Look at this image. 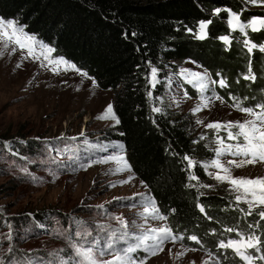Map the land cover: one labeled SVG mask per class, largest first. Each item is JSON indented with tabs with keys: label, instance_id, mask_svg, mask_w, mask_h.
Masks as SVG:
<instances>
[{
	"label": "trees",
	"instance_id": "16d2710c",
	"mask_svg": "<svg viewBox=\"0 0 264 264\" xmlns=\"http://www.w3.org/2000/svg\"><path fill=\"white\" fill-rule=\"evenodd\" d=\"M230 12L243 23L264 17L263 10L246 9L243 0H0V19L15 21L52 48L56 57L86 72L101 90L113 93L119 123L108 132L109 138L123 145L134 176L148 189L173 235L183 237L174 242L224 263L232 261L233 249L219 245L239 239L238 233L245 238L259 236L264 256V219L258 210L246 214L248 209L232 195L198 188L214 181L207 166L217 157V138L199 130L194 118L164 104V88L153 87L150 80L153 70L159 71L162 81L167 67L178 72L177 64L190 61L209 74L211 92L229 107L238 110L239 103L259 111L257 106L264 105V51L260 50L264 28L245 29L247 35L232 30ZM209 21L205 38H197L200 23ZM224 36L230 43L221 39ZM245 41L257 47L249 52ZM39 149V142L32 140L24 153L36 155ZM34 214L37 233L27 234L54 240L53 214ZM17 220L32 227L31 217ZM4 225L1 222L0 228ZM63 225L67 226L65 217ZM193 235L199 243L189 238ZM69 242L77 238L72 235ZM4 247L2 264H58L60 259L49 252L32 257L5 243ZM73 251L66 252L68 259ZM135 259L142 256L136 253Z\"/></svg>",
	"mask_w": 264,
	"mask_h": 264
},
{
	"label": "rangeland",
	"instance_id": "374dc122",
	"mask_svg": "<svg viewBox=\"0 0 264 264\" xmlns=\"http://www.w3.org/2000/svg\"><path fill=\"white\" fill-rule=\"evenodd\" d=\"M243 1L248 10L264 11V0ZM199 35L200 28L196 37ZM14 48L12 44L5 48L4 41H0V223L5 224V228H0V243L3 244L0 258L5 243L8 248H17L32 257L35 253L49 252L60 257L58 264H75L79 257L75 256L73 245L86 248L94 243L98 258L111 260L113 254L106 252L100 257L99 250L104 249L113 234L114 248L121 251L135 246V237L148 229L169 227L166 219L154 218L149 202L157 207L146 186L131 170H120L123 166L118 160L110 159L120 156L126 159L123 145L109 138L108 132L117 125L116 119L98 118L104 115L109 104L113 107V93L101 90L96 82L94 85V79L81 75L80 70L69 68L65 71L61 65L56 72L52 70L55 66L42 57L36 60L28 57L26 50L16 48L13 51ZM51 59L61 58L52 52ZM177 65L178 72L171 67L165 69L162 81L159 71L151 75V85L161 84L164 88V104L194 118L199 130L213 132L217 140L225 138V143H235L226 139L223 129L217 132L207 125L243 122L253 117L217 98L211 92L212 80L204 69L190 61ZM201 82L205 84L203 90L199 86ZM198 107L200 110L195 111ZM32 140L39 142L36 155L29 151V154L24 153ZM216 146L220 147L217 142ZM217 159L231 168L233 177H264V163L236 168L227 162L240 157L225 153L214 161ZM213 164L207 166V171L214 181L198 188L207 193L220 191L236 199L238 193L230 183L215 179V174L223 173ZM235 201L248 209L243 201ZM252 210L261 212L264 206ZM42 211L53 214L52 227L57 235L54 240L42 235L32 238L27 234L37 233L34 213ZM23 216L32 218L33 229L18 223L17 219ZM64 217L67 226L63 225ZM121 221L127 223L126 229ZM125 232L127 235L121 238V233ZM72 235L77 242H69ZM60 238L64 242H60ZM72 250L73 255L68 259L66 252ZM136 253L146 264H246L234 251L232 261L224 263L208 253L190 251L170 240L164 242L163 250L157 255L149 256L142 247L131 253L134 259ZM248 254L253 257V264H264V260L258 259L262 256L260 251L248 249Z\"/></svg>",
	"mask_w": 264,
	"mask_h": 264
},
{
	"label": "snow or ice",
	"instance_id": "6c2138e0",
	"mask_svg": "<svg viewBox=\"0 0 264 264\" xmlns=\"http://www.w3.org/2000/svg\"><path fill=\"white\" fill-rule=\"evenodd\" d=\"M253 3L256 0H252ZM217 14L220 12V9L216 10ZM232 20L229 23L232 25L233 30L237 28L244 32L245 29H251L252 31H257L259 26H264V19H252L247 23H243L239 21V15L236 13H231ZM235 21V23H233ZM211 21L205 23L201 22L199 25L200 35L199 39L205 38V29L207 28V24ZM221 39L226 43H230L229 37L224 36ZM0 41H4V47L7 48L9 44L15 45L13 51L16 48L20 50H26L28 57H31L36 60H40L41 57L43 60L47 61L49 65H54L52 68L53 71L58 72L60 70L61 65L64 66V70L67 71L69 68L76 70L79 72V69H75L74 65H69L67 61L61 59L53 60L51 59V53L54 51L52 48L47 47L42 42L38 41L35 36L29 35L24 31L23 27H18L15 21H7L5 22L3 19H0ZM245 45L248 47V51L251 52L257 45L252 44L250 41H245ZM261 51H264V46L260 47ZM42 66H44L42 64ZM153 70V74H154ZM81 75L87 76L86 72H82ZM252 78L253 76H246L245 79ZM199 80H203L202 77H197ZM95 85V81H93ZM224 84V81L220 82ZM201 90L204 89L205 84L203 82L200 83ZM219 98V97H217ZM206 106V104H205ZM235 107L249 116L253 117V119L245 120L243 122H215L207 125L209 128L216 129L219 132L221 129L226 131L227 136L226 139L229 141H234L235 143H225V138H218L217 143L220 147L216 150L217 156L224 155L225 153L230 154L234 157H240L239 160H230L227 164L232 165L236 168L245 167L249 164L256 163H264V105H258L257 107L260 109L256 111L254 108L250 107H242L239 103L235 105ZM198 107L195 111H199ZM154 111L159 112L160 109L156 108ZM99 119H116L113 107L109 104L105 110L104 115L98 117ZM116 122L119 123V120L116 119ZM235 129V131H233ZM110 159H116L122 164V168L120 170H131V166L128 164L127 160L123 157H111ZM191 164V161H189ZM214 167L220 169L223 173L222 175L217 173L215 174V179L220 181H227L232 185L233 191L237 194L236 200L238 202L243 201L248 205V212L246 214L250 215L251 210L257 206H264V177H233L231 168L221 164L219 159L214 161ZM195 179V177H193ZM152 206V211L155 219L164 220L165 216L159 214V210L155 208L154 202H149ZM203 211V208H201ZM260 217L264 219V211L259 213ZM122 227L127 228L128 225L125 221H121ZM227 231L231 232L234 229L229 228ZM127 233H121V238H123ZM239 239L229 240L227 243L221 241V248H231L233 251L243 260L246 264H253V257L248 254V249H255L259 251L260 245V237L255 234H250L246 238L239 234ZM191 240L199 243L198 238L193 235L189 237ZM114 239L115 236L113 234V238H110L104 249L99 250V256L102 257L108 252V254H113V259L111 260H101L97 256L96 245L90 244L88 247L76 246L73 245L75 250V256L79 257L78 260L75 261V264H146L145 260H140L137 262L132 256L131 253L136 250L138 247L144 248L146 252H148L149 256L157 255L159 251L163 250V244L166 240L176 241L177 239H183V237H177L173 235L172 229L169 227H160L154 229H148L141 235H137L135 239L137 243L135 246H130L127 249H123L122 254L121 251H117L114 248ZM151 240L152 243H148ZM190 251H194L195 249H189ZM184 253H180L179 255H183ZM258 259L264 260V256H259Z\"/></svg>",
	"mask_w": 264,
	"mask_h": 264
},
{
	"label": "clouds",
	"instance_id": "9594fccd",
	"mask_svg": "<svg viewBox=\"0 0 264 264\" xmlns=\"http://www.w3.org/2000/svg\"><path fill=\"white\" fill-rule=\"evenodd\" d=\"M64 60V59H63ZM66 61V60H65ZM68 62V61H67ZM72 64V63H71ZM84 133H85V131H84Z\"/></svg>",
	"mask_w": 264,
	"mask_h": 264
}]
</instances>
